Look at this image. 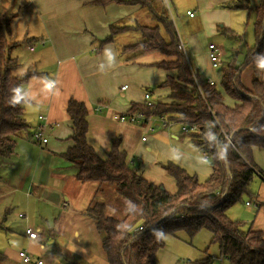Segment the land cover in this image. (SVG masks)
Wrapping results in <instances>:
<instances>
[{"label": "crops", "instance_id": "0c3cea01", "mask_svg": "<svg viewBox=\"0 0 264 264\" xmlns=\"http://www.w3.org/2000/svg\"><path fill=\"white\" fill-rule=\"evenodd\" d=\"M3 1L0 0V3ZM95 1L6 0L7 7H0V22L10 21L13 42L20 44L15 14L20 16L17 20L28 19L27 28L22 30L21 35L29 42L25 49L29 57L24 59L18 48L12 55L18 60V71L24 73L31 68L37 73L22 88L27 100L25 120L29 130L20 134L14 155L3 160L0 168V252L6 257L2 264H23L18 257L20 250H27L33 258L42 260L44 264H104L98 231L87 209L92 203L99 202L105 205L106 214L110 217L122 220L127 214L129 204L120 198L122 196L114 186L78 181L73 168L62 158L73 146L70 139L71 120L67 114L69 100L74 99L86 105L89 124L87 141L99 156L105 157L112 142L121 138V150L134 162L143 152L161 151L172 162L184 168L189 166L188 151L177 146L183 140L182 136L175 133L178 128L169 129L172 132L170 137L167 130L148 133L143 127L114 119L116 114H127L133 103L143 102L142 91L149 90L147 88H156L151 90L152 99L158 95L165 97L166 89L159 88V85L169 73L157 66L165 60L159 54L127 61L128 56H123L121 50L135 44H129L131 40L126 38L129 32L100 48V41L110 34L112 25L116 26L120 22L124 23L123 26L131 27L145 25L135 18V14H139L142 9L139 5L98 6L94 4ZM234 1L197 0V16L190 8L184 7L180 0H167L173 6L170 14L178 36L187 44L189 62L203 80L211 77L216 82L217 73L210 63L205 65V55L200 57L198 54L195 59L196 53L191 48L190 40L201 30L212 34L216 26H224L231 15L224 6ZM174 11L183 14L185 23L181 30L184 38ZM188 12L193 17L187 15ZM196 21L199 27L191 31L190 27ZM19 28L22 29L20 25ZM42 41L44 45H40ZM31 48L34 50L31 51ZM207 57L208 50L205 59ZM262 79L264 81V71ZM123 86L128 88L123 91ZM98 104L107 105V108L97 112L95 108ZM40 116L45 117V120H40ZM39 127L44 129L48 140L43 146L29 138V134ZM144 136L145 142L142 141ZM160 144L162 147H158ZM180 145L183 146L182 143ZM169 147L179 154H172ZM261 152L254 148L253 160L257 167L256 161L264 168ZM258 168L264 172V169ZM145 169V164L141 163L139 174L143 178L165 188L163 183L152 179ZM211 171L200 173L199 176L206 178ZM174 183L172 189L166 190L171 194L177 191L175 180ZM247 203L245 207L251 209L252 204L246 206ZM114 205L116 207L111 208L113 211L110 210ZM254 206L257 209L245 221L244 228L251 227L264 233L262 180ZM27 228L38 232L37 240H30L26 236Z\"/></svg>", "mask_w": 264, "mask_h": 264}, {"label": "trees", "instance_id": "16d2710c", "mask_svg": "<svg viewBox=\"0 0 264 264\" xmlns=\"http://www.w3.org/2000/svg\"><path fill=\"white\" fill-rule=\"evenodd\" d=\"M152 2L96 0L94 4L139 5L153 9ZM224 8L247 10L249 4L248 0H236ZM256 13L254 49L243 66L232 62L222 72L221 87L235 102L233 106L225 104L217 84L210 85L196 71L193 74L187 56L179 48L175 25L164 12L154 13V17L166 37L160 26L112 25L110 34L100 41L101 48L113 43L117 36L135 31L141 34L142 40L121 50L123 56H128L127 61L150 54L165 58L157 66L169 73L159 85L166 89V99L153 101L152 92L144 90L143 102L133 103L128 113L143 114L147 120L162 117L173 123L198 125L201 133L189 136L212 160L211 174L204 181L181 165L167 162L164 170L177 187L171 194L162 185H155L139 174L140 166L121 150V138L112 142L105 157L99 156L87 141L86 105L69 100L67 114L71 120L73 146L62 158L73 168L78 181L114 186L129 202L122 220L108 216L103 203L94 202L87 209L102 237L108 264H156V255L165 247L166 237L174 236L180 229L186 230L191 237L203 229L210 231L211 243L218 244L221 257L229 264H264V233L251 227L245 229V223L228 216L229 209L244 196L256 199L257 195H251L250 190L255 177L264 182V172L253 160L254 148L264 153V1L256 7ZM19 45L13 42L10 21L0 22V168L3 160L14 155L20 134L29 130L25 120L27 100L22 88L37 73L31 68L24 73L18 71V60L12 53ZM241 67H251L249 87L242 83ZM145 93L150 95V100L145 99ZM146 123L132 125L142 128ZM139 226L143 230L135 232ZM5 259L0 252V264ZM213 263L214 258L208 256L188 264Z\"/></svg>", "mask_w": 264, "mask_h": 264}, {"label": "rangeland", "instance_id": "374dc122", "mask_svg": "<svg viewBox=\"0 0 264 264\" xmlns=\"http://www.w3.org/2000/svg\"><path fill=\"white\" fill-rule=\"evenodd\" d=\"M152 1H153L152 2L153 9H150L148 7L142 8L139 14L137 13L135 14L136 15L135 18L136 19L139 18L140 20L139 23H142L147 27L160 26V28L162 29V35L166 37L161 24L157 19H155L154 13L162 14L164 12L167 15H170L171 17L170 11L173 10V6L171 4L169 5L167 3V0H152ZM180 1L184 7L190 8V10L193 11L195 14L197 13L198 16V8L196 6L197 0H180ZM263 1L264 0H248L249 9L247 10L246 9L230 10L225 8L230 12L231 15L226 19L227 23H225L224 26H220V27L216 26V31L215 33L212 34H210L209 32L205 33L204 32L205 30H201L199 34L195 35V38L192 41L190 40L191 48L193 52L196 53L195 59L197 58L198 54L201 55L200 57H204V55L205 57L207 56V50L209 44H214L219 48V52L221 55V66L219 69L216 70L217 73L216 82L218 89L223 95V100L225 104H227L228 106H233L235 102L224 93L221 87L223 68H225L226 66H228V64L232 62H235L236 66L238 67L243 66L246 62L247 55L254 49L256 44V33H255V23L257 22L256 7L261 5ZM6 3H7L6 0H4L2 3H0L1 5L0 7L2 6L7 7ZM174 14H175V20L177 21L178 24V28L182 33L181 35L183 37V31L181 30V27H183L185 23L182 16L183 14L180 11H178V13L174 11ZM19 17L20 16L18 13H16L14 16V19H16L15 20L16 34L19 37L17 40L20 41V45L17 51H22L23 58L27 59L29 57V53H27L25 49L29 46L28 45L29 42L21 34L23 33L22 30L24 28H27L28 19L17 20V18ZM19 25L20 27H22V29L19 28ZM123 25H124L123 22H120V24H116V26H123ZM198 27H199V22L196 21L194 22V25L190 27V30L195 31V29H198ZM127 36L128 37L126 38H129L131 40L129 44L140 41L139 38L140 35L138 32L130 31ZM135 38H138V40H134ZM32 43L34 44V46L39 47V45L36 44L35 42ZM191 55L193 56L192 52ZM205 57L203 60L205 65H207L210 63V60L208 59V57L207 59H205ZM250 68L251 67H247L245 69V67H241L239 69V73L242 74L241 76L242 83L247 87H249V85L251 84L252 70ZM147 89H149L150 91L156 90V88H147ZM143 92L144 91H142V95ZM157 99L158 101H160L166 99V97L162 95H158ZM157 99H153V101H157ZM175 128H178L177 130H175V133L178 136H182L183 140L182 142L179 143L180 144L182 143L184 147L181 146L180 144H178L177 146L180 147V149H185L186 151H188L187 156H188L189 166H187L188 168L185 169L190 174L197 175L200 181H204L207 177L202 178L201 176H199V174L203 172H207L211 169V165H212L211 158H208L205 162L202 161L201 159L202 151L198 147L192 144L193 141H190V139L192 140V137H190L189 135H184L183 132L180 130L179 126L174 127L172 130H174ZM158 130L159 131L167 130L171 137V133H172L170 132L171 130L157 129L156 131ZM158 147H162V144H160ZM173 147L176 146L173 144ZM169 151L172 154H179L176 150L170 147H169ZM261 154L264 157V153L261 152ZM253 155H254V150H253ZM141 156L140 158L136 159V164H138L139 166L141 165V163L142 165L145 164V168H146L145 171H147L149 175L152 176V179L154 178L157 181L163 183L166 190L172 189L171 185L175 186L174 179L171 176H169L164 170V165L169 161L172 162V160L167 154L161 151L159 152L153 151L147 153L143 152ZM256 163L259 165L258 167L264 169L263 166L260 164V162L256 161ZM260 184H261L260 178L255 177L250 187L251 195L258 194ZM120 198H122V200H124L129 204V202L125 198L123 197ZM246 202L252 204L251 209L245 207ZM115 207L116 205L110 207V210H112L111 208H115ZM256 209L257 208L254 206V200L252 199V197L246 195L242 198L241 202H239L238 204L234 205L229 209L228 216L233 220H239L243 223H246L245 221H247L252 217V213ZM98 237H99L100 247L102 248V237L99 232H98ZM212 237H213L212 233L206 229L200 230L193 237H191L186 230L180 229L176 232L174 236L166 237L165 247L158 252L157 255L158 259L156 261V264H188L189 262H194L208 256L214 258L213 264H229L226 259H223L222 262H220V258H221L220 249L218 244L211 243ZM101 250L105 259L104 264H108L106 261L104 251L103 249ZM206 251L208 252L206 253Z\"/></svg>", "mask_w": 264, "mask_h": 264}, {"label": "built area", "instance_id": "2783aa9c", "mask_svg": "<svg viewBox=\"0 0 264 264\" xmlns=\"http://www.w3.org/2000/svg\"><path fill=\"white\" fill-rule=\"evenodd\" d=\"M187 15H189L190 17H193V14L191 12H188ZM42 45H44V42H41ZM179 48L186 54V50H187V44L184 43L181 39H180V44H179ZM34 48H31V51H33ZM188 59V56H187ZM208 59L210 60L211 63V67L213 70H217L220 68L221 66V55L219 52V48L214 45V44H209L208 46ZM189 61V59H188ZM192 72L193 74L195 73V69L193 68V66L191 65V63L189 62ZM207 82L210 85H216L215 80H213L211 77H209L207 79ZM128 87L127 86H123L122 90H126ZM145 99L146 100H150V95L145 93ZM151 105H155V103H150ZM107 105L104 104H98L96 105L95 110L97 112H101L102 110L106 109ZM40 120H45V117L40 116L39 117ZM114 119L121 121V122H127V123H131V124H143L144 122L147 121L146 125L143 127L148 133H153L155 132L157 129H171L174 128L176 126H179L180 130L183 132L184 135H193V134H200L201 133V128L198 125H190V124H179V123H173V122H169L167 119H164L162 117H152L149 118L148 120L144 117L143 114H131V113H127V114H116L114 115ZM44 129L42 127H39L36 130L32 131V141L39 144V145H45L48 140L45 137L44 134ZM142 141L145 142L146 141V137L144 136L142 138ZM229 143L231 144V141L229 139ZM209 158V155L207 154V152H202V161H206ZM66 205V204H65ZM246 206H249V203L246 204ZM20 217H23V214H20ZM143 230L142 226H139L136 228L135 232L137 231H141ZM26 236L30 239V240H37L38 239V232L35 231L32 228H27L25 231ZM18 257L21 260V262L23 264H44V262L40 259H35L33 258L27 250H20L18 253ZM225 259L223 257L220 258V262H222V260Z\"/></svg>", "mask_w": 264, "mask_h": 264}]
</instances>
